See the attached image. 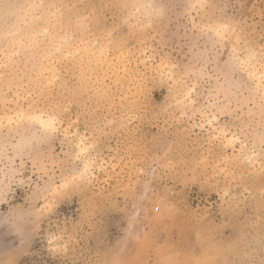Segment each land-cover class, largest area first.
<instances>
[{
	"label": "snow or ice",
	"instance_id": "obj_1",
	"mask_svg": "<svg viewBox=\"0 0 264 264\" xmlns=\"http://www.w3.org/2000/svg\"><path fill=\"white\" fill-rule=\"evenodd\" d=\"M250 3L251 0H186L180 5L183 18L176 22L175 31L171 30L169 15L173 5L141 4L136 13L122 14L117 18L110 29H105L102 38L95 37V45L91 41L82 42L83 47L68 49L66 53L72 34L65 31L58 34L59 38H53L34 77L36 93L42 97L52 94L43 107L32 106L30 101L28 109H8L10 97L0 88V158L10 148L13 154L20 157L21 169L25 155L31 158L33 172L39 171L40 179H44V184H37L32 195L34 201L43 199L39 205L40 212L55 209L63 211L66 218L69 213L73 214L72 230L64 228L50 233L48 245L51 251L68 254L78 239L76 213L83 210L91 215L96 207L92 199H82L78 207L75 193L90 190L108 194L113 189L114 178L117 181L116 190L121 192L120 176H123L128 181V187L123 192L133 194L124 238L127 240L136 234L134 226L145 200L155 198L152 211L158 214L168 211L166 195L160 194L157 180L179 171L181 162L196 171L212 167L217 174L235 177L231 158L225 161L218 154L214 155L216 142L227 140L236 162L247 169H254L259 164V174L264 177V130L258 132L255 141H249L242 128L233 132L221 127V117L225 113L236 111L239 114L246 110L250 116L259 113L261 129H264V0L259 3L258 22L257 6L251 4L249 10ZM113 7L126 9L129 6ZM47 8L45 26L37 36L48 37L65 8L78 10L81 6L52 3ZM141 8L144 9L142 14ZM91 19V16H79L77 28L80 31L89 30ZM166 19L169 28L161 33L157 24L159 22L163 27ZM122 28L140 32L146 37L138 58V64L142 62L144 68L136 70L140 81L138 86L167 87L170 92L174 88L180 90L176 98L179 111L173 115L186 118L189 123L186 129L188 135L180 142L182 150L175 147V140L162 133L153 134L150 144L132 136L130 125L135 113L129 114L123 105L116 106L119 93L110 87L111 78L119 79L122 65L125 74L129 71V64L123 58L127 44L117 38ZM104 41H110L107 47ZM169 45L172 49L179 48L183 59L175 57L174 52L169 51ZM113 49L120 53V60L114 56ZM82 52L88 53L87 62L81 59L78 65H74L72 61L81 57ZM109 58L111 64L107 65L106 82L101 87L93 64L98 66ZM5 67L6 62L0 60V70ZM3 76L0 71V81ZM206 81H214V84L202 93V82ZM28 95L33 93L29 91ZM112 107L117 108L118 115L111 111ZM105 111L108 115L104 114ZM125 128L129 130L128 136H125ZM117 135L124 137V143L117 140L113 145ZM54 139L60 141V146L48 155L44 146ZM9 171L12 175L5 172L4 183L11 186L12 181L17 179V170L13 168ZM18 179L20 184L25 182L23 175ZM3 199V191L0 190V200ZM68 199L72 203L64 208L61 202ZM261 199L264 201V186ZM58 203H61L59 208ZM11 215L23 224L32 212L19 208ZM3 264L23 262L11 259ZM71 264L90 262L73 259ZM102 264H120V260L113 258ZM242 264L256 262L251 260ZM260 264H264V238L261 240Z\"/></svg>",
	"mask_w": 264,
	"mask_h": 264
},
{
	"label": "rangeland",
	"instance_id": "obj_2",
	"mask_svg": "<svg viewBox=\"0 0 264 264\" xmlns=\"http://www.w3.org/2000/svg\"><path fill=\"white\" fill-rule=\"evenodd\" d=\"M139 0H0V60L6 62L7 67L0 70L4 73L0 81V88L10 97L8 109H28L32 106L43 107L52 98V94L40 96L35 92L34 77L51 47L53 38L67 31L72 34L68 49L83 47V43L91 41L96 44L95 37H103L106 28H111L113 22L122 14L136 13ZM147 0H143L146 2ZM154 3L173 5L171 16V30L175 31L176 22L182 20L180 5L186 0H149ZM52 3L80 5L74 10L65 8L62 16L55 22L53 31L48 37L37 36L44 27V18L48 14L47 5ZM260 0H251L256 4V19L259 21ZM128 5L126 9L113 5ZM43 5V7H41ZM34 6V7H33ZM36 8V9H35ZM141 8L140 12L143 13ZM38 16L34 17V16ZM79 16H91L89 30L80 31L77 28ZM135 23V20H133ZM157 27L163 33L169 28V21L159 22ZM156 33L153 32V36ZM34 37H37L35 40ZM118 39L127 44L123 58L129 64L127 74L123 72V65L119 79L111 78L110 87L118 91L116 106H124V110L133 116L131 135L138 136L145 144H150L153 134L162 133L167 138L175 140V147L182 150L180 142L185 140L189 123L186 118L174 116L178 112L177 96L180 90L174 88L171 92L167 87L138 86L137 68L143 70L144 64H138L142 41L146 38L142 33L132 29H121L117 33ZM110 41H104L105 47ZM149 45L152 44L148 39ZM175 57L183 59L179 48L172 49ZM114 56L120 60V53L113 49ZM86 63L88 53L82 52L81 57L72 61L78 65L80 60ZM106 63L96 65V75L100 78L101 87L106 82ZM151 65H149V72ZM151 74V73H150ZM110 77V74H109ZM201 92L214 84V81L202 82ZM11 87V91H9ZM17 90L19 95H17ZM33 93L32 96L28 92ZM111 111L116 113L117 108ZM108 115V111L104 112ZM138 117V118H137ZM221 127L238 132L242 128L247 133L249 141H255L261 129L259 113L250 116L247 111L239 114L236 111L225 113L221 117ZM125 136L129 130L124 129ZM15 135V131L12 133ZM195 140V137H192ZM119 140L124 143V137L117 135L112 143ZM60 146V141L54 139L45 145V153L51 155ZM218 154L225 161L231 158L233 171L231 174H217L212 167L201 168L198 171L185 167L181 162L179 171L169 173L157 180L160 194L166 195L168 211L158 214L152 211L153 198L144 201L140 218L134 226L135 235L125 240L128 229V213L131 211L133 194L124 193L128 181L120 176V191L116 190L117 181L113 179V189L108 194L85 190L75 193L77 206L82 199H92L96 207L88 215L83 210L76 213L78 239L68 254H57L50 250L48 237L50 233L60 229H73L72 213L67 218L63 211L41 213L39 205L43 199L33 200V192L37 184L42 186L44 179H40V172H33L32 160L24 157L21 169V159L8 152L0 158V190L4 199L0 200V264L15 259L23 264H71L73 259L88 261L90 264H102L118 258L120 264H242L254 260L260 264L261 240L264 238V201L261 190L264 177L259 174V164L254 169H247L237 163L233 157L232 146L227 140L216 142L214 155ZM238 156L239 153L237 152ZM16 169L17 179L11 186L4 183L5 172L12 175L10 169ZM23 175L25 182L19 183V176ZM46 179V178H45ZM135 187V185H133ZM68 208L72 201L61 202ZM57 204V208L61 206ZM19 208L30 209L32 215L26 223L19 224L12 213ZM19 228V231H18ZM23 237V243H21ZM31 239V243L29 240ZM21 249H23L21 251Z\"/></svg>",
	"mask_w": 264,
	"mask_h": 264
},
{
	"label": "bare ground",
	"instance_id": "obj_3",
	"mask_svg": "<svg viewBox=\"0 0 264 264\" xmlns=\"http://www.w3.org/2000/svg\"><path fill=\"white\" fill-rule=\"evenodd\" d=\"M145 1V0H144ZM147 2H151V1H149V0H147L146 2H143V0H139V2H137L136 1V3H134V4H136V5H138V6H140L141 4H144V3H147ZM34 7V6H33ZM36 9V8H35ZM34 17H37L38 18V16L36 15V16H34ZM21 109H23V108H21Z\"/></svg>",
	"mask_w": 264,
	"mask_h": 264
}]
</instances>
